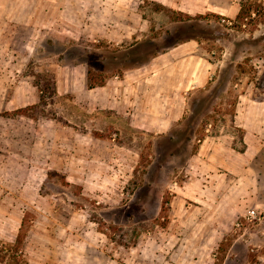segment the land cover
Instances as JSON below:
<instances>
[{
	"label": "rangeland",
	"instance_id": "374dc122",
	"mask_svg": "<svg viewBox=\"0 0 264 264\" xmlns=\"http://www.w3.org/2000/svg\"><path fill=\"white\" fill-rule=\"evenodd\" d=\"M241 5L258 9L260 14L237 22ZM197 16L201 19L194 20ZM1 28L0 86L26 88L21 98L35 91L38 104L23 112L36 121L52 122L53 146L57 131H64L69 135L66 146L78 154L84 140L76 122L84 116V108L94 102L115 101L116 126L97 135L111 139L117 155L113 163L119 170L116 186L91 192L85 196L87 201L19 206L21 229L15 242L0 238V264H86L88 258L97 259L96 264H111L110 259L124 263L128 255V263L138 264V246L148 258L157 248L174 243L187 245L188 241L197 249L199 244L207 245L211 239L194 236L207 220L197 225L186 221L191 229L184 226L181 233L172 235L168 219L171 201H195L193 197L200 194L195 189L181 191L178 185L192 170L189 160L202 138L224 136L236 151L250 149L246 164L254 163L255 169L241 184L246 194L253 188L250 178L264 174V132L256 122L260 111L255 112L253 122L251 106L239 120L244 126L235 123L241 95L249 97L244 99L248 104L264 102V0H0ZM194 62L196 83L202 84L200 77L207 82L186 97L184 117L166 134L137 127L147 120L143 112L132 117L135 105L143 111L155 101L164 104V99L171 98L152 81L162 77L163 71L168 83L180 73L187 77ZM15 113L0 114L8 118ZM245 127L251 132L248 144ZM57 143L59 148L65 146L64 140ZM29 148L25 142L23 150L31 152ZM0 152L21 166H32L29 156L16 154L13 143L2 142ZM61 153L50 149L47 160L56 158L59 163ZM49 171L55 190L69 184L60 170ZM120 171L126 172L124 184ZM4 176L10 180V175ZM260 186L255 201H264V183ZM158 201H163L161 212ZM195 217L190 215V219ZM233 226L236 234L257 226L264 237V209L246 208ZM0 235L4 236L1 229ZM226 244L221 242L206 260L198 251L197 260L221 264L219 250ZM94 247L107 259H99ZM250 247L255 257V250L264 252L261 246ZM167 257L171 260L172 254Z\"/></svg>",
	"mask_w": 264,
	"mask_h": 264
},
{
	"label": "crops",
	"instance_id": "0c3cea01",
	"mask_svg": "<svg viewBox=\"0 0 264 264\" xmlns=\"http://www.w3.org/2000/svg\"><path fill=\"white\" fill-rule=\"evenodd\" d=\"M238 11V9L234 10L235 13ZM3 13H7V9ZM1 37H4L2 28L0 29ZM194 71L195 62L192 69L188 70L187 77L180 73V76L175 75L171 83H168L165 77L167 72H160L162 77H158L152 83L158 89L162 86L164 94L171 98L164 99V104L155 101L152 106L144 107L143 111L142 108L135 105L130 111L132 117L136 118L140 112H143L147 120L146 123L139 122L136 126L141 129L146 127L158 135L159 133L166 134L175 123H178L186 113V97L191 90L198 89L207 82L205 77H200L199 81L202 84H197ZM172 87L173 89H167ZM24 90H26L24 87L0 86V113L16 112L14 116L8 118L0 114V147L2 142L13 143L14 150L17 151L16 154L29 156L32 162V166L27 168L21 166L20 161L13 159L11 155L0 152V229L4 232V236L0 235V238H5L10 242L16 241L21 229L20 216L17 215L20 211L19 206L38 204L40 207L42 201H50V204L68 200L87 201L85 196L90 195L91 192L116 186L115 176L119 170L115 168V163H113L116 162L117 155L111 139L105 140L97 135L107 130L111 131V128L116 126L115 101L94 102L88 108H84V116L76 122L77 126L80 127L79 135L84 140L77 154L70 151L66 146L69 141L68 133L57 131L59 135H55L56 139L53 146L52 122L48 120L36 121L30 116L26 117L24 112H19L38 104L35 91H32L30 97L21 98L20 94ZM248 98L246 95L240 96L236 106L235 123L244 126V122L239 123V120L246 115L252 106L254 109L253 122H255V112L260 111L256 117V122L258 121L257 125L262 126L260 130L264 132V113H261L264 102L253 100L251 104L245 103L244 99ZM88 112H91L92 115L89 116ZM56 126H61L63 130L67 129L65 125L64 127L62 125ZM244 131V140L248 144L251 132L246 127ZM59 140H64L65 146L61 145L59 148L57 143ZM25 142L30 143L31 148L29 150L31 152L23 150ZM42 147L45 149L44 152L39 151ZM101 148L104 151H101ZM50 149L62 151L59 163H56V158L53 161L47 160ZM249 152L250 149L245 152L236 151L232 146V141L224 136L207 138L202 142L197 153L189 160L192 170L188 171L185 178L181 180V184L178 185L181 191L183 189H195L200 194L197 193L198 195L193 197L195 201H171L168 219L171 220L172 235L174 232L181 233L179 231L183 230L184 226L190 230L191 228L189 224H186V221H190L192 225H197L207 220L204 229L200 233L194 231V236L205 240L211 239L207 243L210 246L204 242L203 245L199 244L198 248L200 249H197L193 244L188 245V241L187 245L183 242L174 243L171 247L165 245L157 248L148 258L144 256L143 249L138 246L135 248L138 257L141 259L138 264H212L210 260L198 261L196 258L198 251L206 260V257H210L212 250L218 248L220 243L224 241L227 242L226 246L219 250L222 256L221 264H264L263 251L255 250L256 257L250 255L249 252L250 249L254 252L250 245L264 248V237L261 235L260 228L252 226V228L237 231L236 234L233 226L238 216L243 214L246 208L264 209V201H255L259 193L258 187L261 188L260 185L264 183V174L259 178H255V176L250 178L253 188L247 190V194L243 189L244 186L241 185L246 174L255 169L254 163L246 164ZM132 161L135 162V160ZM8 164H12V166ZM128 166L130 169L135 168L131 162ZM50 168L53 171L60 170L66 174L69 184L60 186L62 188L60 190H55L50 180ZM5 173L10 175V180H6ZM120 175V178H123L121 183L127 182L125 179L126 172L120 171ZM234 189H236V193L230 197V193ZM63 194H69L71 199H66ZM174 198L175 200L179 199L178 196ZM162 202L158 201L157 203L159 212L162 211ZM5 205L12 206L13 209L6 210ZM193 213L197 217L190 219V215ZM15 222L18 226H13ZM11 227L12 229H10ZM188 235L191 236L190 232ZM185 236L187 237V233ZM94 248H96L95 254L98 255L99 259H107L99 247ZM169 252L172 254L171 260H167ZM134 255L136 257L137 253ZM254 258L262 261L256 262ZM127 260H130L129 255L126 260L124 259V263L110 259L111 264H136L128 263ZM144 261L145 263H141ZM85 263L96 264L97 259L88 258Z\"/></svg>",
	"mask_w": 264,
	"mask_h": 264
},
{
	"label": "trees",
	"instance_id": "16d2710c",
	"mask_svg": "<svg viewBox=\"0 0 264 264\" xmlns=\"http://www.w3.org/2000/svg\"><path fill=\"white\" fill-rule=\"evenodd\" d=\"M256 8H257V7H256ZM251 10H252L251 8H246L245 5H241L240 12H239V14H238L237 17H236V21H237V22H242V21H244L247 17H251L253 13H255L256 16L260 14V12H259L258 9H255V10H253V11H251ZM188 18H189V20H191L190 17H188ZM200 19H201V16H199V17L197 16V17L194 18V20H200ZM188 38H190V39H195L194 37H188ZM92 88H94V86H90V89H92ZM19 112H23V111H19ZM189 139H190V138H188V140H189ZM204 139H205V138L200 139L199 142L202 143V142L204 141Z\"/></svg>",
	"mask_w": 264,
	"mask_h": 264
}]
</instances>
